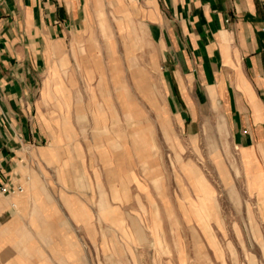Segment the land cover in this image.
I'll return each mask as SVG.
<instances>
[{"label":"crops","instance_id":"crops-1","mask_svg":"<svg viewBox=\"0 0 264 264\" xmlns=\"http://www.w3.org/2000/svg\"><path fill=\"white\" fill-rule=\"evenodd\" d=\"M105 20L135 44L143 37L139 51L179 132L226 133L230 164L245 169L232 175H264V0H0V264H137L151 256L135 247L104 251V163L85 171L74 141L57 140L56 125L46 132L41 121L42 85L71 67L73 50H89L90 29ZM69 175L97 176L95 205L84 202L92 188L77 191ZM78 193L83 203H67ZM114 240L125 242L120 232Z\"/></svg>","mask_w":264,"mask_h":264},{"label":"rangeland","instance_id":"rangeland-1","mask_svg":"<svg viewBox=\"0 0 264 264\" xmlns=\"http://www.w3.org/2000/svg\"><path fill=\"white\" fill-rule=\"evenodd\" d=\"M115 27L105 20L91 28L89 50L71 52V67L51 73L41 100L46 132L56 125L57 140L74 141L85 171L104 163V251L151 255L137 264H264V175H232L245 169L230 164L226 133L179 132L148 53L139 51L143 37L135 44ZM96 177L67 181L77 191L89 185L92 195L82 197L95 205ZM68 202L83 203L79 193Z\"/></svg>","mask_w":264,"mask_h":264},{"label":"built area","instance_id":"built-area-1","mask_svg":"<svg viewBox=\"0 0 264 264\" xmlns=\"http://www.w3.org/2000/svg\"><path fill=\"white\" fill-rule=\"evenodd\" d=\"M21 189V188H20Z\"/></svg>","mask_w":264,"mask_h":264}]
</instances>
